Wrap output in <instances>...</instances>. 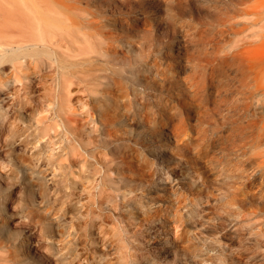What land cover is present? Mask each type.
Here are the masks:
<instances>
[{
    "label": "bare ground",
    "instance_id": "bare-ground-1",
    "mask_svg": "<svg viewBox=\"0 0 264 264\" xmlns=\"http://www.w3.org/2000/svg\"><path fill=\"white\" fill-rule=\"evenodd\" d=\"M160 1L0 0V149L11 163L7 178L12 185L24 182L20 212L29 217V223L33 220L39 237L36 242L30 230H13L14 214L0 194V264H52V259L56 264H101L106 254L94 255L96 244L109 241L111 221L117 224L120 220L124 230L133 222L141 224L150 214L155 222L161 221L155 202L138 194L140 189L153 194L145 183L147 179L152 185L156 177L149 153L140 145L154 146L163 136L162 147L182 138L187 121L181 103L189 100L173 98L164 111L157 108L167 118L164 123L169 131L152 127L150 114L157 110L138 86L156 88V80L167 77L165 86H170V92L177 90L201 102L207 96L196 65L180 64L179 69L171 60L158 59L159 53L180 60L178 52L184 46L178 35L166 47L158 48L155 40L147 50L132 46L134 38L148 35L154 19L159 33H172L168 19L161 21L158 11L148 15L147 5ZM125 3L129 10L121 7ZM263 8L259 0H243V7L230 19L233 37L217 62L218 66L231 64L240 85L250 88L253 96L264 89L260 85L264 53L257 51L264 46ZM180 36L186 40L185 32ZM51 74L52 91L46 79ZM38 84L45 89V106L34 102ZM21 96L25 100L17 104ZM50 107L56 109L53 117ZM64 126L66 142L56 146L53 136ZM259 144L264 149V122ZM20 164L32 167L24 179ZM33 182L40 184L44 198L40 203L34 201ZM193 193L201 194L198 189ZM187 211L186 220L193 223L202 214L195 206ZM178 227L173 224L172 230L179 234ZM119 229L115 227L111 234H122L120 247L129 248ZM178 246L186 247L184 243ZM41 248L45 250L40 252ZM134 255L133 261L128 258L126 262L140 264ZM147 264H159V260Z\"/></svg>",
    "mask_w": 264,
    "mask_h": 264
},
{
    "label": "rangeland",
    "instance_id": "rangeland-1",
    "mask_svg": "<svg viewBox=\"0 0 264 264\" xmlns=\"http://www.w3.org/2000/svg\"><path fill=\"white\" fill-rule=\"evenodd\" d=\"M259 1L264 6V0ZM125 4L121 7L129 10L128 4ZM130 6L133 10L134 6ZM241 7L243 0H161L158 5H147L149 16L158 11L162 16L161 21L167 22L168 19L172 33H159L158 21L154 19L153 25L148 26V35L134 38L132 46L138 51L141 46L147 50L155 40L158 48L166 47L178 35L184 46L178 52L180 60H173L174 55L156 52L158 59L171 60L170 63L173 62L176 67L180 64L190 67L196 65L198 78L207 97L206 101L201 102L191 100L177 90L176 93L170 92V86H167L168 89L165 86L169 80L167 77L156 80V88L147 86L144 90L145 86H138L154 110L159 108L164 111V105L173 101V98L189 100V103H181L187 127L182 138L172 140L166 146H160L164 142L161 141L163 136L156 138L154 146L146 145L148 142H145V146L140 145L149 153L156 177L152 185L147 179L145 183V187L151 188L153 194L143 193L142 189L138 190V194L155 202L153 207L158 208L161 221L155 222V217L150 214L141 224L133 222L125 230L120 220L117 224L111 221V226H108L109 241L97 243V253H94L106 254L102 259L103 264L107 261L109 264H129L126 260L131 259V254H135V259L138 256L140 264H147L152 259H156L157 263L159 260V264H264V149L259 144L264 122V89L261 94L253 96L250 88L240 85L237 72L231 64L222 62L220 66L217 65L224 46L233 37L231 16ZM184 32L187 37L183 41L180 34ZM123 51L130 55L127 50ZM257 51L264 53V46L257 47ZM53 78L54 74L46 76L51 91L55 86ZM40 85L36 88L34 102L45 106V89ZM260 85L264 88V76ZM24 97L21 96L16 103ZM50 110L49 114L53 117L56 109L50 107ZM163 115L158 110L150 114L152 122L149 124L152 127L159 125L161 129L169 131L164 123L167 118L163 119ZM61 128V131L58 130L60 134L53 136L58 142L56 146L66 142V127ZM1 151L0 160L4 163H0V182L4 192L0 194L8 210L14 214L10 226L13 230H30L37 242L39 237H36L37 229L33 220L29 223V217L22 216L18 203L22 192L26 193V187L24 182L12 185L7 178V173L11 172V163H8ZM20 165V175L24 179V173L31 171L32 167ZM33 187L34 201L40 203L44 199L40 184L33 182ZM196 189L201 194L203 192L200 199L201 194L198 196L193 193ZM191 206L202 212L195 223L186 220L189 216L187 210ZM30 208L35 207L31 205ZM112 212L117 213L115 210ZM163 219H166L164 223ZM175 221L179 224V234L172 230L173 224H177L173 223ZM163 226L166 228L163 229ZM115 227H121L119 233L125 234L129 248L120 247L119 236L122 234L112 235ZM166 231L170 233L167 236ZM177 243H184L186 247H176ZM44 250L41 248L40 252ZM125 253L128 254L126 258ZM51 263L56 264L54 259Z\"/></svg>",
    "mask_w": 264,
    "mask_h": 264
}]
</instances>
